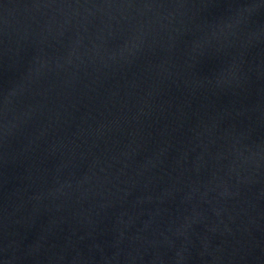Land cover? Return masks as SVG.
<instances>
[{"label": "water", "instance_id": "obj_1", "mask_svg": "<svg viewBox=\"0 0 264 264\" xmlns=\"http://www.w3.org/2000/svg\"><path fill=\"white\" fill-rule=\"evenodd\" d=\"M0 264H264V0H0Z\"/></svg>", "mask_w": 264, "mask_h": 264}]
</instances>
